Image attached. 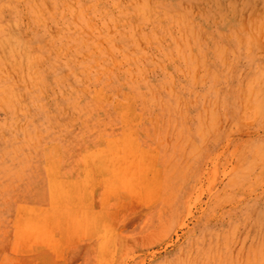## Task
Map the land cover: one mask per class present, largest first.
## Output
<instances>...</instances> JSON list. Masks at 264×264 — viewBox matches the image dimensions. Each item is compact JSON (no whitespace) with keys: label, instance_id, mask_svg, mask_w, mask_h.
Returning a JSON list of instances; mask_svg holds the SVG:
<instances>
[{"label":"rangeland","instance_id":"1","mask_svg":"<svg viewBox=\"0 0 264 264\" xmlns=\"http://www.w3.org/2000/svg\"><path fill=\"white\" fill-rule=\"evenodd\" d=\"M0 264H264V0H0Z\"/></svg>","mask_w":264,"mask_h":264}]
</instances>
